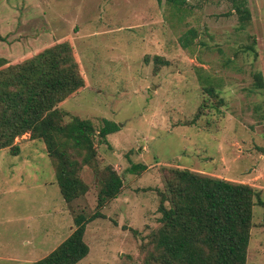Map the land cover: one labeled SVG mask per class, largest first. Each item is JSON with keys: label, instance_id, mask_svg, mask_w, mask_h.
I'll use <instances>...</instances> for the list:
<instances>
[{"label": "rangeland", "instance_id": "obj_1", "mask_svg": "<svg viewBox=\"0 0 264 264\" xmlns=\"http://www.w3.org/2000/svg\"><path fill=\"white\" fill-rule=\"evenodd\" d=\"M245 23L231 0H0V58L23 62L68 42L85 85L62 104L66 120L120 125L84 165L88 192L63 197L42 140L0 148V264H34L98 209L87 225L89 254L76 264H145L160 225L165 167H181L259 192L247 263L264 264V0H248ZM195 28L188 47L181 36ZM191 35V33H189ZM146 169L134 172L133 164ZM124 178L98 208L102 170Z\"/></svg>", "mask_w": 264, "mask_h": 264}, {"label": "trees", "instance_id": "obj_2", "mask_svg": "<svg viewBox=\"0 0 264 264\" xmlns=\"http://www.w3.org/2000/svg\"><path fill=\"white\" fill-rule=\"evenodd\" d=\"M166 1L176 7L186 2ZM231 1L240 21L250 20L248 0ZM195 35L196 29H189L181 36L182 46L188 47ZM8 63L0 58V148L20 153L16 139L26 133L42 140L65 200L84 196L90 186L81 173L97 155L96 137L108 142V135L120 125L103 118L98 129L89 118L65 119L61 104L85 85L81 65L68 42L49 46L23 62ZM255 76L262 87V73ZM146 167L138 163L130 170ZM164 172L166 188L159 190L161 225L152 235L154 246L145 264H248L254 206L260 197L257 189L189 168L165 167ZM101 173L98 208L116 198L124 186L123 176L112 166ZM101 216L99 209L91 215L78 213L75 230L34 264L78 263L90 252L85 240L87 225Z\"/></svg>", "mask_w": 264, "mask_h": 264}]
</instances>
